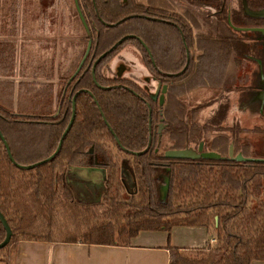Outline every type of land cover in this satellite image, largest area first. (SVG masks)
<instances>
[{
  "label": "trees",
  "instance_id": "16d2710c",
  "mask_svg": "<svg viewBox=\"0 0 264 264\" xmlns=\"http://www.w3.org/2000/svg\"><path fill=\"white\" fill-rule=\"evenodd\" d=\"M120 1L79 0L92 45L56 117L48 108V94L25 97L26 109L19 105L14 114L0 104V133L12 158L20 166H30L57 149L75 96L73 124L52 160L20 169L0 138V213L12 232L0 249L8 252L2 262L9 264L20 241L126 247L141 231L168 232L176 226L204 227L215 242L198 250L167 248L168 264L264 261V163L235 161L221 151L213 152L219 156L215 159L176 160L160 152L163 137L186 138L184 109L176 97L190 89L219 87L229 62L244 58L249 45L234 37L198 33L196 18L173 11L165 0ZM243 8L262 10L264 0H237L236 8L222 18L236 28L264 29V17H251ZM213 15L221 17L217 9ZM126 36L96 63L92 76L98 58ZM125 45L136 47L148 74L165 86L162 105L137 82L111 76L110 62ZM179 145L170 150L184 149ZM128 159L139 201L129 206L134 210L122 224L76 225L62 217L85 207L74 199L65 167L99 169L106 179V171L112 172L118 163L126 169ZM252 201L256 206L250 208ZM4 239L0 222V243Z\"/></svg>",
  "mask_w": 264,
  "mask_h": 264
},
{
  "label": "rangeland",
  "instance_id": "374dc122",
  "mask_svg": "<svg viewBox=\"0 0 264 264\" xmlns=\"http://www.w3.org/2000/svg\"><path fill=\"white\" fill-rule=\"evenodd\" d=\"M124 1L121 0L120 3ZM216 1L213 3V0H165V3L167 2L169 8L177 13H191L200 24L198 33L246 38L250 42L248 57H260V50L257 48L260 46L261 51L264 52V32H243L232 29L233 26L227 19L222 18V15L227 16L230 10L235 9L237 0ZM216 9L221 15L220 18L208 14L210 10ZM261 37L263 41L257 42ZM86 43L85 32L73 0H0V104L10 108L14 114L16 110L17 112L20 110L19 105L22 109H26L25 97L38 99L48 94L47 105L51 104L48 108L55 113L59 105V103L56 105L57 99L60 102V92L70 78L67 76L77 62H80ZM231 67L233 69H229L231 71L228 72L229 82H243L249 77L252 78V82L254 80L257 82L248 61L245 62L243 59L238 65L231 63ZM110 68L111 76L137 82L149 96L154 99L161 98L163 87L161 88L157 79L148 74L136 47L125 45L110 62ZM262 74L264 75V64ZM202 89L207 93L195 94ZM210 89L208 85L199 89H190L181 95L177 94L175 100L184 109L186 138L183 140L177 135H175L176 139L163 137L160 141L161 153L169 151L175 143H178L182 148L198 154L197 146L201 144V152L221 151L225 154L230 147L232 157L236 154L250 157L252 153L247 137L242 140L243 136H238L242 130L225 122L224 100H221L216 108L213 101L217 96L208 94L207 90ZM252 102L253 100H250V103ZM212 109L214 112L211 114ZM173 113H178L175 107ZM159 129L161 132L163 126L159 125ZM251 138H257L259 142L255 145L258 147L264 146L263 133L261 136H250ZM253 155L257 159H264V154L253 153ZM64 170L67 174L68 168L65 167ZM132 170V161L128 159L126 169H121L118 163L112 172L106 171V186L99 200L78 201L85 207L80 206L75 209L76 211L62 217L71 218L76 225L82 222L92 225L109 222L122 224L128 214L134 210L129 206L139 201V195L135 194L136 186ZM160 191L164 198L165 185L160 187ZM249 206L255 207L256 202L252 201ZM7 253L5 250L0 252V262L8 255Z\"/></svg>",
  "mask_w": 264,
  "mask_h": 264
},
{
  "label": "crops",
  "instance_id": "0c3cea01",
  "mask_svg": "<svg viewBox=\"0 0 264 264\" xmlns=\"http://www.w3.org/2000/svg\"><path fill=\"white\" fill-rule=\"evenodd\" d=\"M211 10L209 13L214 14V10ZM232 29L243 32H264L263 28L249 29L233 26ZM237 38L250 44L246 38ZM262 41L261 37L257 42ZM257 49L260 50V57H248V52L238 63H235L234 59L231 60L221 85L207 90L208 94L217 96V99L213 101L216 108L218 103L224 100L223 118L229 125L242 130L238 136H243L242 140L247 137L252 153L249 158L253 159H257L253 153L264 154V146L255 145L259 142L257 138L250 139L253 135L261 136L262 133L264 135V75L262 74L264 52L261 51L260 46ZM243 59L251 64L252 75H255L257 82L256 80L252 82L251 77L244 79L243 82H229L228 72L233 69V67L230 68V64L238 65ZM198 93L207 92L202 89L195 92V94ZM250 100L253 102L250 103ZM213 110L210 111L211 114ZM66 183L76 201L88 202V200H99L104 193L106 179L104 172L99 169L73 167L67 170ZM211 239H214L213 236L204 227L176 226L168 232L141 231L130 240V244L126 247L20 241L11 255L9 264H168L167 248L189 251L203 249L210 244ZM249 264H264V261H252Z\"/></svg>",
  "mask_w": 264,
  "mask_h": 264
},
{
  "label": "water",
  "instance_id": "95a60500",
  "mask_svg": "<svg viewBox=\"0 0 264 264\" xmlns=\"http://www.w3.org/2000/svg\"><path fill=\"white\" fill-rule=\"evenodd\" d=\"M73 3H74V7H75V10H76V13L78 15V18H79V21L83 27V30L85 32V36H86V48H85V51L82 55V58L77 66V68L75 69L74 73L70 76V78L67 80L66 84H65V87L62 91V94H61V98H60V102H59V105L57 107V110L56 112L52 115V117H56L59 112H60V108H61V104H62V101H63V98H64V95H65V92L67 90V87L68 85L73 81V79L76 77V75L80 72L82 66L84 65L85 63V60L87 59L88 55H89V52L91 50V45H92V36H91V32H90V29L87 25V22L83 16V13L81 11V8H80V5H79V2L78 0H73ZM244 11L251 17H257V18H262L264 17V8L262 10H259V11H256V12H251V11H247L246 8H243ZM264 30V29H262ZM129 36H126V37H123L121 40H119L116 44L113 45V47L111 49H109L107 52L103 53L99 58L98 60L94 63L93 65V70H92V76H93V71H94V67L96 65V63L102 59L107 53H109L110 51H112L116 46H118L119 44H121L126 38H128ZM164 93H165V86L162 88V95H161V98L159 99L160 100V104L162 105L163 104V97H164ZM153 98V97H152ZM154 99V98H153ZM155 100V99H154ZM74 118H75V96L74 98L72 99V114H71V118L69 120V123L66 127V129L64 130L63 134H62V137H61V140L57 146V149L55 150V152L47 159L43 160V161H40L38 163H35L33 165H30V166H20L18 164H16L12 158V155L10 153V149L8 147V144L6 143V141L4 140V138L2 137L1 133H0V138L4 144V147L7 151V155L9 157V159L11 160V162H13L15 164V166H17L18 168L20 169H23V170H28V169H32L34 167H37L43 163H46L50 160H52L60 151V148H61V145H62V141L63 139L65 138V136L67 135V133L69 132L72 124H73V121H74ZM159 132H160V129H159ZM197 152L198 154H195V153H192L190 152L189 150H169V151H166L164 153V156L165 158H168V159H198V158H203V159H212V158H219V156L213 152H201V144H199L197 146ZM227 156H228V159H233L235 161H246V162H262L264 163V159H253V158H243L240 154H236V156L232 157L231 155V148L229 147L228 148V152H227ZM214 221H216V218H214ZM0 222L5 230V239L2 243H0V249L3 248L4 246H6L12 236V232H11V229L9 228L8 224L6 223L4 217L2 216V214L0 213Z\"/></svg>",
  "mask_w": 264,
  "mask_h": 264
},
{
  "label": "built area",
  "instance_id": "2783aa9c",
  "mask_svg": "<svg viewBox=\"0 0 264 264\" xmlns=\"http://www.w3.org/2000/svg\"><path fill=\"white\" fill-rule=\"evenodd\" d=\"M215 240L214 239H211L210 240V244H214Z\"/></svg>",
  "mask_w": 264,
  "mask_h": 264
},
{
  "label": "flooded vegetation",
  "instance_id": "af4514ba",
  "mask_svg": "<svg viewBox=\"0 0 264 264\" xmlns=\"http://www.w3.org/2000/svg\"><path fill=\"white\" fill-rule=\"evenodd\" d=\"M84 16V15H83Z\"/></svg>",
  "mask_w": 264,
  "mask_h": 264
}]
</instances>
